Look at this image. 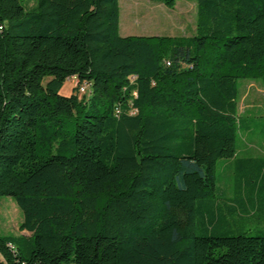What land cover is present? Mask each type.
Here are the masks:
<instances>
[{
    "label": "trees",
    "instance_id": "trees-1",
    "mask_svg": "<svg viewBox=\"0 0 264 264\" xmlns=\"http://www.w3.org/2000/svg\"><path fill=\"white\" fill-rule=\"evenodd\" d=\"M187 1L191 36H120L119 0H0V196L29 233L0 234V264H264V158L215 196L264 0Z\"/></svg>",
    "mask_w": 264,
    "mask_h": 264
},
{
    "label": "rangeland",
    "instance_id": "rangeland-1",
    "mask_svg": "<svg viewBox=\"0 0 264 264\" xmlns=\"http://www.w3.org/2000/svg\"><path fill=\"white\" fill-rule=\"evenodd\" d=\"M32 3H29L31 6ZM119 35L191 36L195 32L196 3L177 0L173 8L148 0H119ZM76 81V80H75ZM74 79H67L60 93L70 94ZM240 128L235 157L219 159L215 171V196L227 201L235 193L236 159L264 158V80L239 79ZM81 97V94H78ZM243 190V188L241 189ZM22 212L11 197L0 196V234L29 236L19 231ZM264 227V224H262Z\"/></svg>",
    "mask_w": 264,
    "mask_h": 264
},
{
    "label": "built area",
    "instance_id": "built-area-1",
    "mask_svg": "<svg viewBox=\"0 0 264 264\" xmlns=\"http://www.w3.org/2000/svg\"><path fill=\"white\" fill-rule=\"evenodd\" d=\"M72 80L74 79L75 85L79 88L80 93L88 94L90 91V83L89 82H81L79 83L76 77H72Z\"/></svg>",
    "mask_w": 264,
    "mask_h": 264
}]
</instances>
